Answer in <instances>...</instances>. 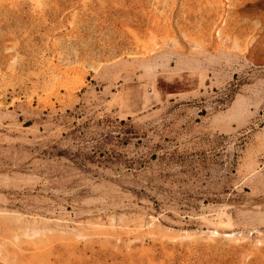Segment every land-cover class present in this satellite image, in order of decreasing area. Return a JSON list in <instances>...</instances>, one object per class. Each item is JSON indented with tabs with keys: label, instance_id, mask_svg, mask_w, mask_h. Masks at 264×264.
Instances as JSON below:
<instances>
[{
	"label": "rangeland",
	"instance_id": "1",
	"mask_svg": "<svg viewBox=\"0 0 264 264\" xmlns=\"http://www.w3.org/2000/svg\"><path fill=\"white\" fill-rule=\"evenodd\" d=\"M0 264H264V0H0Z\"/></svg>",
	"mask_w": 264,
	"mask_h": 264
}]
</instances>
